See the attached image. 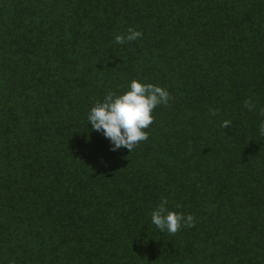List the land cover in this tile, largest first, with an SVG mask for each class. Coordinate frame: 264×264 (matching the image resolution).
<instances>
[{
    "label": "trees",
    "instance_id": "obj_1",
    "mask_svg": "<svg viewBox=\"0 0 264 264\" xmlns=\"http://www.w3.org/2000/svg\"><path fill=\"white\" fill-rule=\"evenodd\" d=\"M133 79L170 99L110 151L87 113ZM261 110L264 0H0V264H264Z\"/></svg>",
    "mask_w": 264,
    "mask_h": 264
},
{
    "label": "clouds",
    "instance_id": "obj_2",
    "mask_svg": "<svg viewBox=\"0 0 264 264\" xmlns=\"http://www.w3.org/2000/svg\"><path fill=\"white\" fill-rule=\"evenodd\" d=\"M141 36L140 31L130 27L126 33L116 34L114 43L124 44ZM169 99L167 89L133 79L122 94L108 91L102 101L96 102L87 113V125L108 140L110 151L125 148L130 153L138 142L147 139L148 134L144 129L152 123L153 109L167 104ZM244 107L251 111L255 105L245 100ZM261 114L264 115V110H261ZM229 123L223 121L221 127H227ZM258 134L264 136V119L258 124ZM167 205L168 200L161 198L150 213V222L156 229L175 234L181 227L193 226L194 217L191 214L171 211Z\"/></svg>",
    "mask_w": 264,
    "mask_h": 264
}]
</instances>
